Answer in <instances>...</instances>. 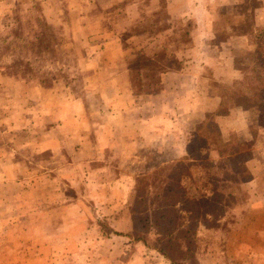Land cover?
Segmentation results:
<instances>
[{"label":"rangeland","instance_id":"obj_1","mask_svg":"<svg viewBox=\"0 0 264 264\" xmlns=\"http://www.w3.org/2000/svg\"><path fill=\"white\" fill-rule=\"evenodd\" d=\"M12 1L10 11L0 15V70L12 69L18 77L14 93L0 91V264H166L170 260L158 251L144 213L172 203L173 188L182 192L202 183L199 170L182 177L185 170L177 176L168 164L171 155L181 154L180 140L189 142L188 156L204 159L216 154L205 144L208 137L224 150L231 138L238 150L226 159L240 180L239 199L251 195V181L261 180L264 169L262 155L259 164L256 160L264 141V0H212L208 28L202 0H178V6L191 9L183 15L168 12V0H115L106 10L94 0L98 5H91L88 30L79 26L85 19L78 6L82 0ZM232 32H249V46L240 48L243 42L235 41L236 48L227 50L234 49L236 60L229 65L221 60L212 69L214 50L232 41ZM116 35L133 69L127 95L153 94L162 87L148 143L124 142L117 135L121 103L111 97L106 104L102 96L105 76L118 69V63L108 65V57L118 53L108 46ZM201 60L208 61V71ZM179 67L202 75L184 99L207 108L218 103L228 71L246 73L223 89L234 98L221 121L209 116L199 129L205 110L179 101L180 87L168 88L175 90L173 96L164 91L163 74ZM43 88L52 92V106L47 104V116L38 120L31 100L20 103ZM63 98L84 104L64 123L50 113ZM257 191L254 187L259 197ZM236 228L227 264H264L263 210L251 211Z\"/></svg>","mask_w":264,"mask_h":264},{"label":"crops","instance_id":"obj_2","mask_svg":"<svg viewBox=\"0 0 264 264\" xmlns=\"http://www.w3.org/2000/svg\"><path fill=\"white\" fill-rule=\"evenodd\" d=\"M94 0H82V2L80 4H78V6L83 7V9L85 11H81L82 17H84L85 19L80 18V21H82V24H79V26L81 28H83L84 30H88L90 22L92 21L93 15H91L93 13L92 11V3H96L93 2ZM103 3L98 6V9H104L106 10L108 8V4L109 2L112 4V1L114 2L115 0H101ZM118 0L115 1V3ZM178 0H168L167 1V8H168V12H170L171 14H185V13H189L190 12V7L187 6H178L177 3ZM180 2H185L184 0H180ZM188 2V1H187ZM210 2H212V0H202L201 3V7L203 8V13H204V20H206L207 25L205 26V28H208L210 26V22H212V18L213 15L212 13V6L210 5ZM234 2H237V0H234ZM233 2V3H234ZM71 3H73V0L71 1ZM191 6V3L188 2ZM97 4V3H96ZM98 5V4H97ZM14 6V2L12 0H4L0 2V15L3 16V14L5 15L6 13H8L10 11V9ZM112 6V5H111ZM195 6V5H194ZM192 7V6H191ZM65 12V11H64ZM103 13V12H102ZM51 14V13H49ZM74 30L76 31V29H78V26H74L73 27ZM76 33V32H75ZM78 36H76L77 38ZM119 35L114 36V40L113 42L109 43L108 46H112L114 48H116V50H118L117 54L112 53V56L108 57V65H110L111 63H118V69L117 70H110L111 72H108L109 75H106L105 78H108L109 80L105 82L104 88H103V92L105 93L102 94V96H106V104L111 101V97H115L121 104L120 107L118 108L119 110V116H120V120H119V129L117 132V135L119 137H121L123 139L124 142L127 141H132L129 143H133V141H143L145 143H148L149 141H153V133H150V137H149V133L148 131H152V120H154V117L158 116L159 113V107L157 105V101L160 98V93L162 92V87L157 90L156 92H150L153 94H147V95H138V96H129L127 95L128 89L130 87H128L127 85V80L130 81L131 76H129L130 74H132V70L130 69L129 66L126 64V62L128 61V57L126 55V51H123L122 45L120 46L117 41L119 40ZM249 38H250V33L249 32H245V33H234L232 32L231 35V40L232 41H222L218 44L217 48L218 50H214V54H213V64H214V68L212 69H216L217 64L223 60L226 65L231 64L232 62H234L236 60L234 53H232V51H234V49H230L227 50L228 48H236V44L235 41H240L243 42L242 46L240 48H247L249 46ZM210 43H213V41H207ZM222 43V44H221ZM222 45L224 46V48L222 49ZM111 47V48H112ZM110 49H108L109 51ZM100 58V56H99ZM235 58V60H234ZM98 59V58H96ZM224 62H222L223 64H225ZM199 63L202 65V67H204L207 71L209 69L208 67V61H204L201 60L199 61ZM113 67V65H112ZM188 70L190 69H186V67L184 68H169L167 69V71H165V73L162 76V80L164 83V87H167V90L164 91H171V95L173 96L175 94V90L173 89H168L170 86H176V87H180V90L178 91L181 95L179 98V101H182L184 98H186V93L185 90H189V92H193L192 90H196V87L198 85L196 79H198L200 76H202L200 73H190ZM202 74H206L203 73V70H200ZM210 71V70H209ZM199 72V71H198ZM95 76L100 78L102 77V71H95ZM229 76V77H228ZM228 76L226 78L225 81L222 82H229V85H227L226 83H224V85H222L219 89V92L216 95V105L213 103V105H215L213 107V105H209V107L207 108V106L205 104H199L196 103L195 101H193L191 98H187L184 99V102L187 103V105L191 108V103L193 104H198L202 109L205 110V114L203 116V118L201 119V121H199L198 123V128L202 129L206 124H207V117L212 116H218V120H222V117L226 116L225 113V109L227 107V105L231 104L233 102V98L231 94H228L226 91L224 92V88L226 89H231L230 88V82H232L234 79H238L241 77L246 76V73H244V71L242 69H235L232 68L230 71H228ZM190 78V82L186 81V78ZM232 77V78H231ZM220 78H223V76L220 75ZM230 78V79H229ZM18 77L17 74L14 70L12 69H4V70H0V91H7V93L9 94V92L14 93L15 91V84L17 83ZM175 81H177V83L175 84ZM116 82H118V86L114 87L113 83L115 84ZM163 86V85H162ZM163 87V88H164ZM108 89V90H107ZM183 89V90H182ZM161 91V92H160ZM128 98V101H122V99ZM32 101V103H34V105H36L32 110L36 111L37 115H38V120L41 118H45L47 116V110H46V105L49 104V106H52V92L50 91V89L48 88H43V89H39L36 91H33L32 93H30L28 95V97H24L23 100H21L22 102L20 104H24L27 105L29 101ZM122 101V102H121ZM127 102L125 109L123 108L124 105L123 103ZM83 102H81V100L76 99L74 100H70L68 98H63L59 103L57 104H53L54 108L52 109V111H50L51 116H57L58 118H63V123L66 121L67 117H74L75 116V111L77 110L78 113H80V110L83 108L84 104H82ZM25 107V106H24ZM17 109V108H16ZM207 109V110H206ZM213 110L212 112H209L210 110ZM25 112L24 114L26 115V112H28L27 109H24ZM118 113V111H117ZM26 118V117H24ZM60 126V125H58ZM106 129H108L107 125L105 126ZM109 130V129H108ZM83 131H78L77 134H82ZM116 134V132H114ZM107 136V135H106ZM109 140V138H107ZM263 138L260 139V141ZM206 143L205 144H211L210 141H214V144H211L212 147L215 149L216 154L209 156L213 157L215 162L218 160H224L227 164L224 166L226 167V170L231 171L232 174L234 176H236V180L234 181V186L233 182L231 180V177L229 176L228 179L226 180V186L230 187L229 190H227L226 195L228 194V192L232 191L234 194H236V199H239V192L240 188H241V184H240V180L238 175L236 174V171L233 169L232 163L230 160L226 159L227 156L230 155V152H237V144L235 145V142L231 141V138H229L228 141H225L223 143V147H227V145L229 146L228 148L221 149L219 147V145H216V140L212 139L210 137H208L206 139ZM264 140V139H263ZM177 140L172 139L169 140V142H176ZM231 141V142H230ZM181 144V148H178V151L181 152V154H179L177 157L175 155H171V158L168 160V164L172 163L173 167H176V175H180V171L182 170L180 169V165L179 163L181 161H191L193 163V167L190 170H185L186 174L183 175L182 177H186L188 176H194L197 172V170H199L200 175H201V185L198 187V185L192 184L188 187V189H186L185 191H182V193L188 194V196H195V195H200L203 190L207 189L208 184L206 183V176H205V164L203 163V161L205 159H207V157H205L204 159H195L192 158L190 156H188V154H186V152H188L189 150V142L187 141H181L179 142ZM262 146L258 147V151H257V156L256 160L259 164V159H260V155H262V160H261V165L264 167V141L260 142ZM174 145V144H173ZM205 146V145H203ZM221 146V145H220ZM140 149V147H139ZM174 151V149H173ZM184 153V155H183ZM153 155H151L150 157H152ZM197 163V164H196ZM203 165V168L200 170L201 166ZM255 166V164L253 163L252 168ZM263 174L261 177V180H252L249 187L250 188V192L251 195L247 196L246 201L242 200V203L244 204L243 209H246V214L244 217L248 216V213H250L251 211H257V210H263L264 213V169L262 170ZM254 179H257L256 176L253 175ZM257 187L258 191L257 193H259V197H256V193L253 192V188ZM174 190H176L175 188H173ZM196 190V194H192V191ZM210 191H212V187L210 189ZM174 195V193H173ZM261 196L263 198V202L260 201ZM147 206V205H146ZM149 210V209H148ZM201 214H205L204 212H202ZM167 261V260H166ZM165 264V263H164ZM166 264H172L171 261H167Z\"/></svg>","mask_w":264,"mask_h":264},{"label":"trees","instance_id":"obj_3","mask_svg":"<svg viewBox=\"0 0 264 264\" xmlns=\"http://www.w3.org/2000/svg\"><path fill=\"white\" fill-rule=\"evenodd\" d=\"M203 163L208 187L200 195L190 197L174 190L173 201L167 207L158 206L154 214L144 213V221L150 223V230L160 244L158 251L172 264H227L226 253L238 235L236 224L246 214L236 194L230 191L226 195L230 188L226 180L231 177V186L236 180L224 167L227 163L215 162L213 157ZM179 165L187 171L193 167L191 161H181Z\"/></svg>","mask_w":264,"mask_h":264}]
</instances>
